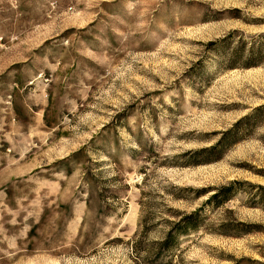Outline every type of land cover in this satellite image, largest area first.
<instances>
[{"label":"rangeland","instance_id":"rangeland-1","mask_svg":"<svg viewBox=\"0 0 264 264\" xmlns=\"http://www.w3.org/2000/svg\"><path fill=\"white\" fill-rule=\"evenodd\" d=\"M0 264H264V0H0Z\"/></svg>","mask_w":264,"mask_h":264},{"label":"trees","instance_id":"trees-1","mask_svg":"<svg viewBox=\"0 0 264 264\" xmlns=\"http://www.w3.org/2000/svg\"><path fill=\"white\" fill-rule=\"evenodd\" d=\"M223 143V142H222ZM222 145V144H221ZM220 146V145H219ZM220 148H222L221 146H220ZM227 148V146L225 145V147H224V149H226ZM216 149H218V147L216 146V147H210V148H207V149H203L202 151H199V152H195V153H197V154H202V153H207V154H213L214 155V152H218L217 153V157H218V159H220L221 158V156H222V154H223V152H221V151H215ZM209 155V156H210ZM217 157H215V158H217ZM206 159H204V161H205ZM213 160H217V159H213ZM200 162H202V161H197V163L196 164H199ZM231 191H232V187H226V188H222V189H219V190H217V192L209 199V201L211 202V201H217L218 202V204H223V203H226L228 200H230L231 199V197H232V193H231ZM197 195L198 196H202L203 194H206L207 192H205L204 191V193H202L201 191H199V190H197ZM220 199V200H219ZM196 217H197V212H195L194 214H191V215H188V216H186V217H183V219H181V222H179L178 224H180L181 225V227L183 226V228H185V229H187V228H193V229H197V220H196ZM183 224H185V225H183ZM248 232H250V231H248Z\"/></svg>","mask_w":264,"mask_h":264}]
</instances>
